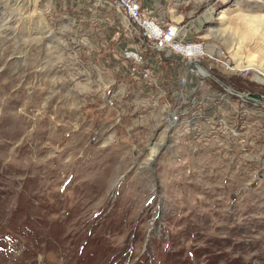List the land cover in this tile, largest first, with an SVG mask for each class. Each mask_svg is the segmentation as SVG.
I'll return each instance as SVG.
<instances>
[{"label": "rangeland", "instance_id": "obj_1", "mask_svg": "<svg viewBox=\"0 0 264 264\" xmlns=\"http://www.w3.org/2000/svg\"><path fill=\"white\" fill-rule=\"evenodd\" d=\"M163 2L243 69L216 64L223 82L264 96V0ZM93 3L0 0V264H264V99L208 132L140 104L118 120L104 61L125 23Z\"/></svg>", "mask_w": 264, "mask_h": 264}, {"label": "built area", "instance_id": "obj_2", "mask_svg": "<svg viewBox=\"0 0 264 264\" xmlns=\"http://www.w3.org/2000/svg\"><path fill=\"white\" fill-rule=\"evenodd\" d=\"M94 1L99 2L93 3L95 7L101 3L114 8L125 23V41L110 61H104L121 78L118 84L110 81L104 96L106 105L117 111L118 120L128 107L135 110L140 104L148 109L145 114L150 120L165 123L167 133L195 129L198 123L204 124L206 131L213 123L226 125L216 116L235 99L245 100V93L215 73L216 64L235 73L241 70L226 60L221 46H209L191 36L189 23L171 19V10L163 0ZM197 90H201L200 101Z\"/></svg>", "mask_w": 264, "mask_h": 264}, {"label": "water", "instance_id": "obj_3", "mask_svg": "<svg viewBox=\"0 0 264 264\" xmlns=\"http://www.w3.org/2000/svg\"><path fill=\"white\" fill-rule=\"evenodd\" d=\"M243 97L247 100L256 101L254 98L257 99H264V96L259 93H249V94H243Z\"/></svg>", "mask_w": 264, "mask_h": 264}, {"label": "bare ground", "instance_id": "obj_4", "mask_svg": "<svg viewBox=\"0 0 264 264\" xmlns=\"http://www.w3.org/2000/svg\"><path fill=\"white\" fill-rule=\"evenodd\" d=\"M248 35V34H247ZM238 65V64H237ZM243 70V69H242ZM241 70V71H242ZM259 70H260V72L259 73H263L264 72V67L263 68H259ZM165 133H167V132H165ZM165 140V139H164ZM164 140H163V142H164ZM163 146V145H162ZM158 149H161V144H158V148H156L154 151H153V154L158 150Z\"/></svg>", "mask_w": 264, "mask_h": 264}]
</instances>
